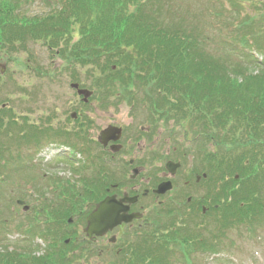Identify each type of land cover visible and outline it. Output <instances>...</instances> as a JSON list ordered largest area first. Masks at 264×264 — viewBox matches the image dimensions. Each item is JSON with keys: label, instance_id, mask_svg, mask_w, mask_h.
I'll return each mask as SVG.
<instances>
[{"label": "trees", "instance_id": "1", "mask_svg": "<svg viewBox=\"0 0 264 264\" xmlns=\"http://www.w3.org/2000/svg\"><path fill=\"white\" fill-rule=\"evenodd\" d=\"M34 1L0 0V63L7 67L17 61L16 53L32 54L30 44H39L61 66L35 63L29 72L54 79L62 70L89 91L90 99L75 100L57 127L50 123L56 117L51 112L45 123H37L8 96L4 76L21 93L28 92L13 81V67L0 72V231L8 232L16 218L15 195L7 185L18 169L15 163L47 141L70 145L98 164L103 177L96 189L101 192L86 190V196L99 200L109 186L120 183L122 177L108 168L106 157L91 150L94 120L87 109L97 101L104 108L127 104L156 127L176 124L191 143H178L188 145L181 158L194 160L189 169L193 186L182 197H172L167 211L148 213L130 232L134 239L117 244L111 264H194L200 254L221 252L231 230L254 234L264 224V41L257 18L242 10L241 0H229L236 16L221 49L211 47L209 34L197 23H187L175 0H42L48 11L29 14L26 6ZM230 53L245 65L232 64ZM73 109L76 118L70 115ZM193 173L207 176L199 181ZM82 195L69 203L44 201L34 215L26 213L23 234L31 244L11 246L0 238V264H72L77 247L95 246L70 229L84 213L77 209L84 206ZM37 237L46 242L42 254L34 248Z\"/></svg>", "mask_w": 264, "mask_h": 264}, {"label": "rangeland", "instance_id": "2", "mask_svg": "<svg viewBox=\"0 0 264 264\" xmlns=\"http://www.w3.org/2000/svg\"><path fill=\"white\" fill-rule=\"evenodd\" d=\"M175 1H177L178 8L184 14L187 23H197L199 27L206 30L209 34L212 41L211 47L221 49V47H223L222 37L228 36L229 28L227 26H229L231 18L236 16L235 13H232L231 2L229 0ZM263 1L264 0H241L245 7H247V10L245 7H243L242 10H244L246 14L250 11L258 20V28H262V35L259 36L261 42L262 40L264 41ZM26 9V12L29 14H35L38 12L48 11L49 8L42 0H36L31 4H28ZM30 48L33 50L32 54L27 52H22L20 54L16 53V59L18 62L14 61L11 64L7 63V67L10 65L13 67L11 71L15 70V73L13 72V81L17 80L18 84L26 86L28 92H25V94L30 97H26L25 94L21 93L16 86L11 85L13 82H9V76H4L3 79L9 83L5 86V89H10L11 94L8 96L12 98L14 107L19 112L24 111V113L29 114L31 120L37 123H45V117L51 111L56 108L59 112L67 110L70 106L68 102L69 99H75L77 96L75 95V90L71 87L72 78L69 74L62 72V70L55 71V80H52V78L49 77L45 79L40 78L35 72H29L28 66L36 65L37 63L48 68L49 64L53 61L58 68L61 66L60 59L58 57H52L46 47L32 43L30 44ZM257 55L260 60L263 59L262 56L259 54ZM228 57L234 65H245V61L239 59V57L234 53L228 54ZM3 62H5V60ZM0 69H2V64H0ZM6 71L7 69H5V72ZM254 72L258 73L259 68H255ZM30 92L34 93L33 97ZM6 104H8V102ZM28 108H33V111H27ZM87 110H89L88 113L94 120V126L91 130V135L94 138L97 137L102 128H105L110 124L125 127L128 135H130L131 131L137 130V128L139 130V126L148 125L146 114L139 112L134 113L129 105L123 103L119 106H109L104 108L101 107L97 101H92L90 102V109L88 108ZM62 116L65 117V115ZM52 124L57 126V122ZM160 127L161 128L159 130L155 129L151 134V137H154L153 139L157 140L156 143H153L154 141H152V138H147L145 140V136H147V134H144L142 138L139 137L142 141L141 146L144 142H146L149 152L156 151L161 154L164 153L167 151L166 149H168L166 142H168L169 148L173 150L176 140L182 141L184 139L183 134H181L180 129L177 128L178 126H176V124H162ZM186 127L187 130L191 131L188 125H186ZM175 129L176 131L172 133ZM185 142L191 146L190 142ZM186 143H184L180 149L185 148L187 145ZM31 151L33 150L31 149ZM144 151L145 150L140 152L139 156L142 157ZM36 153L38 154L36 155ZM71 154L72 152L67 149V146L59 144L58 141H47L43 144L42 148L33 153V155H35L34 158H36V162L29 164H27L28 161L16 162L15 164L18 166V169L17 171L13 169V182L7 184L9 185L8 188L10 187L9 190L13 192L10 194L15 195V203L17 199H23L25 203L29 204L32 208L37 206V204L40 205V203L42 205L44 201L57 204V200H63L71 197L77 198L83 188H89L87 182L84 181L85 177L82 172L77 171L78 168H76L77 170L73 168L71 163L72 159L65 158V156ZM75 156L81 161L84 160L83 163L86 162V164H88L83 153H81V155L76 154ZM135 156V153H131V157ZM129 157L130 155L127 159ZM148 163L149 168L158 164L157 161L154 160V157L151 158ZM184 168L188 170V165L184 166ZM90 170L94 171L92 168H90ZM89 174L90 173L88 171L86 175ZM99 189L100 188H95V191L92 194H95V192L96 194H99L101 191V189ZM35 199H38V201ZM95 199L96 197L93 195L92 197H86L82 200L84 201V206H77L78 210L84 209V213L79 216L80 218L78 221V217L76 218L77 223L70 228L71 230L77 232L83 231L85 226L82 222H80V220L84 217L83 214H86L89 209L94 208L96 204ZM15 209L17 211L15 220L11 223V227L8 232L5 231V233H3L0 231V238L6 239L5 242L9 243L11 246L20 245L25 248L27 247L26 245L31 244V242L24 238L23 234V230L25 228L24 221L27 220L25 214L27 212L23 211L22 206L18 204ZM8 213L10 214V211H8ZM70 220L74 223L73 217ZM18 224H22L23 227L19 228L17 226ZM232 231L233 230H231L228 239L225 240V246L221 249V252L210 255L200 254L194 260V264H264V224H261L260 227L256 229L254 234L248 232L249 230L246 228ZM114 232L118 239H120V242L125 241L128 238L134 239V236L132 237V235L129 234L128 229H116ZM34 242L35 243L33 244L36 253L42 254L43 249L46 246V242L40 237ZM97 244L101 248H105V250L88 256V250L76 249L72 264H111L114 261L113 259H115L113 249L109 246L105 247L102 241L97 242ZM36 245H39L40 248L37 249ZM27 250H29V248H27Z\"/></svg>", "mask_w": 264, "mask_h": 264}, {"label": "flooded vegetation", "instance_id": "3", "mask_svg": "<svg viewBox=\"0 0 264 264\" xmlns=\"http://www.w3.org/2000/svg\"><path fill=\"white\" fill-rule=\"evenodd\" d=\"M144 130L148 133L147 136H145V140L147 138H152V141H154L153 143H156L157 140L153 139L154 137L149 135L151 131L150 127H144ZM139 134V131L135 130L131 131L130 135H128V132H126L125 128L123 127L121 138L118 141L110 140L106 144L107 147H105L104 150L106 151L105 153L108 156L109 162L113 163L116 159L122 161L123 157L129 161V164H125L122 167V170L119 172L120 176L122 177L120 183L107 188V193L104 196L106 197L108 195H115L119 199L123 198L124 196H128L130 198H134V196H136L137 198L134 200V202L127 201L124 203L126 205L129 204V213L141 212L145 215V213L150 210H168L170 209V199L174 196L175 192L177 193L174 197L177 199V197H182V192L186 191L189 185L193 186L191 178L192 176L190 175V171H187L185 174L182 172V161L179 160L178 156L175 154V152H172L170 148L166 149L167 151L162 154L156 151L149 152L146 142H144L141 146L142 141L140 138H142L143 135ZM114 145H119L117 151L113 150ZM143 150L145 151L141 157L139 155ZM131 153H135L136 156L131 157ZM129 155L130 157L127 159ZM153 157L158 164L149 168L148 161ZM169 161L172 162V165H175L176 163L181 164L180 166L176 167L174 173L168 169ZM195 178L199 180L200 177L196 176ZM166 181L172 182V190L166 191L162 194L154 192L156 188H158L159 184ZM101 200L102 198L95 200L96 204ZM189 200L190 198H187V201ZM143 219L144 218L133 219V221L130 223L122 224L117 228L124 229L128 227L132 229H138L141 226ZM114 231L103 237H99L96 241L99 242V240H101L103 245L107 246V243H109V238L114 233Z\"/></svg>", "mask_w": 264, "mask_h": 264}, {"label": "water", "instance_id": "4", "mask_svg": "<svg viewBox=\"0 0 264 264\" xmlns=\"http://www.w3.org/2000/svg\"><path fill=\"white\" fill-rule=\"evenodd\" d=\"M4 71V70H3ZM84 92L83 90L80 91ZM122 134V128L114 125H110L107 128L101 131L99 140L103 144H107L110 140L117 141ZM119 146H113V149H117ZM170 162L168 167L171 171H175L176 167L180 164L172 165ZM172 188L171 182H164L159 185L156 190L159 193H164L167 190ZM134 198L124 197L122 199H117L115 195L108 196L103 199L96 208L88 215L87 217V226L85 231L88 236L95 239L98 236H104L109 231H112L115 227L119 226L123 222L129 223L134 218H140L142 214L139 213H129V204H124L125 202H134ZM20 204H23L24 201L19 200ZM25 209H28V206H25ZM115 237H112L111 240L115 241Z\"/></svg>", "mask_w": 264, "mask_h": 264}]
</instances>
